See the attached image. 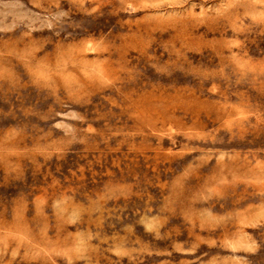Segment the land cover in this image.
Listing matches in <instances>:
<instances>
[{
  "label": "rangeland",
  "instance_id": "1",
  "mask_svg": "<svg viewBox=\"0 0 264 264\" xmlns=\"http://www.w3.org/2000/svg\"><path fill=\"white\" fill-rule=\"evenodd\" d=\"M0 264H264V0H0Z\"/></svg>",
  "mask_w": 264,
  "mask_h": 264
}]
</instances>
